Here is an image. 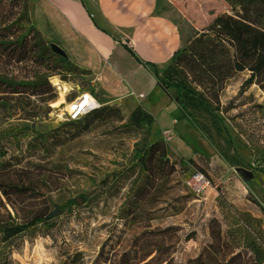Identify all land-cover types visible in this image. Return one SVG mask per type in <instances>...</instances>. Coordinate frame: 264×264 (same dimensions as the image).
<instances>
[{"label": "rangeland", "instance_id": "rangeland-1", "mask_svg": "<svg viewBox=\"0 0 264 264\" xmlns=\"http://www.w3.org/2000/svg\"><path fill=\"white\" fill-rule=\"evenodd\" d=\"M32 2L23 0L17 9V17L29 34V61L19 66L17 73L25 74L27 67L40 69L49 77L53 90L39 96L0 93V163L27 166L36 172L35 179L43 186L40 193L45 196L17 205L15 225L0 234V264H74L68 257L73 251L60 253L62 244L64 248L69 244L70 250H77L79 245L78 250L96 254L99 247L95 235L112 232L126 218L128 208L138 210L142 206L139 195L150 178L141 171L147 166L146 155L137 157L135 145L152 128V119L143 111L128 114L118 105L104 104L106 109L97 114L68 121L70 103L82 92H92V81L72 62L61 65L54 56L51 42L33 23ZM161 4L160 13L177 22L185 40L197 33L211 40L210 46L194 45L190 54L196 60L215 55L211 57L224 80L219 84L215 79L219 70H213L215 63L211 62L201 64L198 80L207 85L214 79L208 92L217 93L220 103L227 106L221 116L232 135L230 141L226 134H217L212 118L197 113L219 152L196 158L213 184L206 178L198 179L202 171L190 165L183 173L178 171L177 181L167 184L175 185L179 178L180 187L199 201L193 207L197 213L194 219L185 221L192 237L178 250H198L203 237H211L214 228L216 233L223 231V237L231 233L240 250L262 260L264 213L254 200L264 204V91L257 84L243 86L249 73L235 70L233 49L222 39L216 40L218 37L209 30L217 15H234L239 6L228 0H161ZM98 98L102 103L103 98ZM180 139L165 140L175 151L173 146L182 144ZM237 167L258 171L247 181L236 172ZM73 198L81 203L37 227H22L34 212L47 209L52 213ZM77 220L86 223L84 229ZM204 247L219 250L209 244ZM84 258L83 253L76 255L79 262Z\"/></svg>", "mask_w": 264, "mask_h": 264}, {"label": "trees", "instance_id": "trees-1", "mask_svg": "<svg viewBox=\"0 0 264 264\" xmlns=\"http://www.w3.org/2000/svg\"><path fill=\"white\" fill-rule=\"evenodd\" d=\"M22 1L0 0V93L39 96L53 90L49 77L42 75L40 69L32 67H27L23 75L17 73L19 66L29 61L27 52L29 34L26 33L21 18L17 17V9L21 8ZM228 1L238 5L239 11L234 15H217L209 30L233 49L235 70L249 73L243 86L248 88L257 84L264 91V0ZM197 35L198 33L185 40L182 34L184 45L191 43ZM50 47L52 48V43ZM129 49L135 54L132 47L129 46ZM53 52L54 56L60 59L61 65L71 63L69 57H62L54 50ZM184 54L187 53L175 52L165 69L154 62H144V64L152 71L157 84L172 101L177 103L184 118L203 134L216 154L219 150L206 135L197 113L210 116L217 134H226L231 141L232 135L221 116L222 113L227 112V106L215 103L195 84L189 73L177 64L178 57ZM103 107L80 120L106 109ZM151 129L149 128L142 140L135 145L137 157L146 155L147 166H142L141 171L145 173L146 178H150L139 195V199L143 202L142 206L138 210L128 208L126 218L117 223L112 232L95 235V244L99 247L98 253L78 250L79 245L77 250H70L69 244H66L67 248L62 244L60 253L73 251L68 257L74 264H263L264 259L255 258L240 250L236 238L231 233L227 232L223 237V231L216 233L214 228L210 231L211 237H203L198 250L191 252L178 250L179 246H183L192 237L185 221L194 219L197 213L193 211V207L197 206L199 201L195 195L180 187L179 178L175 185L167 184L171 180L177 181L178 171L183 173L189 165L199 168L202 171L199 173L211 182L207 170L198 166L196 161L197 157L208 156L196 151L192 157L186 159L178 155L164 137L150 142ZM42 136H45V133ZM240 168L253 173V179L255 172L258 171L237 167L236 172ZM35 173L27 166L14 167L10 163H0V234L15 225L17 205H26L31 197L45 196L44 193H40L43 187L42 181L35 179ZM211 183L213 184L214 181ZM254 202L264 213V204L258 199ZM78 203V199L73 198L57 208L63 213L67 208ZM50 215L52 216V213L47 209L34 212L22 227L24 229L37 227L46 219L54 218ZM77 221L84 229L86 223L82 220ZM71 229L76 231L73 226ZM208 244L210 248L217 246L219 250H208L204 247ZM79 253L85 254L82 262L76 260V255Z\"/></svg>", "mask_w": 264, "mask_h": 264}, {"label": "crops", "instance_id": "crops-1", "mask_svg": "<svg viewBox=\"0 0 264 264\" xmlns=\"http://www.w3.org/2000/svg\"><path fill=\"white\" fill-rule=\"evenodd\" d=\"M161 8V0H33L31 15L41 35L60 45L91 79L92 94L103 98V104L118 105L128 114L143 111L151 117V142L160 137L169 139L165 132L171 130L169 141L181 138L182 144L173 146L181 156L188 159L196 151L211 156L214 148L184 118L144 64L154 62L165 69L175 52L187 53L178 57L177 64L215 103H220L217 93L208 92L214 79L207 85L198 80L205 62L215 63L213 70H219L215 55L196 60L190 54L194 45L210 46L211 40H205L201 33L184 45L181 28L161 14ZM223 78L219 70L215 79L220 84ZM190 139H199L203 147L197 148Z\"/></svg>", "mask_w": 264, "mask_h": 264}, {"label": "built area", "instance_id": "built-area-1", "mask_svg": "<svg viewBox=\"0 0 264 264\" xmlns=\"http://www.w3.org/2000/svg\"><path fill=\"white\" fill-rule=\"evenodd\" d=\"M144 96V95H141ZM101 103L90 91L82 92L69 105L68 121H78L85 115L103 107ZM172 131L165 132V137L171 138ZM198 179L205 180L202 174H197ZM264 264V263H263Z\"/></svg>", "mask_w": 264, "mask_h": 264}, {"label": "water", "instance_id": "water-1", "mask_svg": "<svg viewBox=\"0 0 264 264\" xmlns=\"http://www.w3.org/2000/svg\"><path fill=\"white\" fill-rule=\"evenodd\" d=\"M52 49L60 56L62 57H68L67 53L65 52V50L58 44L56 43H52ZM238 173H242L245 180H251L253 179V173L248 172L245 169H238L237 170ZM78 202L81 203L78 199ZM60 213L59 208H57L55 211L52 212V217H56L58 214Z\"/></svg>", "mask_w": 264, "mask_h": 264}, {"label": "bare ground", "instance_id": "bare-ground-1", "mask_svg": "<svg viewBox=\"0 0 264 264\" xmlns=\"http://www.w3.org/2000/svg\"><path fill=\"white\" fill-rule=\"evenodd\" d=\"M66 89H68V88H66ZM62 96H64V93L62 94ZM190 143L193 144L194 146H196L197 148L203 147V144L199 139L198 140L190 139Z\"/></svg>", "mask_w": 264, "mask_h": 264}]
</instances>
